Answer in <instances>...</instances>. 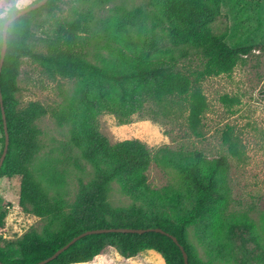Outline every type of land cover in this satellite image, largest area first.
<instances>
[{"label":"rangeland","instance_id":"obj_1","mask_svg":"<svg viewBox=\"0 0 264 264\" xmlns=\"http://www.w3.org/2000/svg\"><path fill=\"white\" fill-rule=\"evenodd\" d=\"M31 1L17 0V6L23 8ZM164 1L56 0L55 10L43 12L33 21L31 42L36 50L44 51L45 39L58 25L91 9L86 60L93 65L121 68L119 56L108 47L114 43L112 35L136 40L151 30L162 33V26L153 25L154 14L162 17ZM128 13H135L133 25L121 27L120 22ZM212 28L216 33L225 31V41L231 47H250V50L237 59L230 71L200 78L198 85L204 108L193 123L185 105L170 107L166 101L159 105L145 103L144 110L133 114L125 123L118 122L108 112L98 116L99 129L110 143L136 138L146 145L152 156L145 172L147 183L151 190L160 192L151 197L121 173L111 181L107 201L116 209L135 207L147 215L170 218L176 224L189 219L184 236L195 264H264V0H222L220 15ZM20 62L16 79L19 89L15 93L19 107L39 101L48 109L66 108L78 116L92 95L116 89L112 83L96 78L85 85L76 80L49 78L30 58L23 57ZM202 66V60L195 55L178 65L192 80ZM35 124L39 129V149L29 169L49 198L60 197L71 203L96 178L98 168L114 166L109 160L96 166L74 145L72 136L76 135L82 139L83 148L87 147L78 132V118L59 125L48 112ZM192 152L208 159L219 156L227 159L222 174L224 196L213 192L199 213H196L198 188L184 180L168 161ZM18 198L19 176L0 177V210H6L0 234L10 241H0L4 251L14 248V241L27 230L43 234L45 220L21 210ZM75 264L165 263L152 249L123 257L113 246H106L92 260Z\"/></svg>","mask_w":264,"mask_h":264},{"label":"trees","instance_id":"obj_2","mask_svg":"<svg viewBox=\"0 0 264 264\" xmlns=\"http://www.w3.org/2000/svg\"><path fill=\"white\" fill-rule=\"evenodd\" d=\"M38 0H32V4ZM100 3L105 0H86ZM222 0H165L162 17L154 14L155 26H162V33L151 30L142 38L124 40L112 35L108 47L116 53L122 67L89 64L85 57L86 34L90 30L91 9L77 18L58 25L55 32L45 39V50H36L32 44V23L43 12L56 9V0H47L42 6L20 15L7 29L6 51L0 71L2 107L8 133V148L0 167V177L19 176L18 206L45 220L43 234L27 230L16 241L15 247L4 251L0 248V261L12 264H32L52 255L58 248L81 232L102 227H159L176 237L188 255V263L195 264L184 236L189 219L176 224L167 218L144 214L132 207L119 210L107 201L109 186L118 174H125L128 181L154 197L160 192L151 190L145 174L152 156L139 139L130 138L110 143L99 129L98 116L108 112L118 122H127L133 114L144 110L145 103L183 104L193 123L204 108L200 92V78L228 72L241 55L250 47H231L226 32H214L212 23L220 15ZM28 4V5H29ZM21 8L17 0H1L0 48L4 21ZM128 13L120 22L121 27L133 25V15ZM156 15V16H155ZM109 28L112 21H108ZM191 55L203 62V69L191 79L178 65ZM28 57L36 62L49 78L60 77L76 80L85 85L91 78L112 83L116 89H106L92 95L78 116L66 108L48 109L39 101H29L19 107L15 93L21 59ZM50 112L59 125L78 118L82 139L72 136L74 145L84 156L99 167L104 160L114 162L109 169L98 168L96 178L84 186L73 202L62 198H49L35 179L29 164L39 149V132L35 121ZM0 105V154L4 145V131ZM178 169L183 179L199 190L196 213L205 206L213 192L224 196L223 172L227 168L224 156L208 159L199 152H192L181 159H168ZM202 167H205L204 169ZM206 175V179L202 177ZM167 196V195H166ZM6 210H0V233L4 229ZM246 224L252 225L249 220ZM0 234V241L5 240ZM106 246H113L121 256L131 257L143 250L158 252L165 264H184L179 246L171 237L156 231L143 233H95L80 237L54 259L44 264H75L92 260Z\"/></svg>","mask_w":264,"mask_h":264},{"label":"water","instance_id":"obj_3","mask_svg":"<svg viewBox=\"0 0 264 264\" xmlns=\"http://www.w3.org/2000/svg\"><path fill=\"white\" fill-rule=\"evenodd\" d=\"M47 0H38L32 4H29L23 8H21L19 11H17L14 15L8 17L4 23H3V27H2V44H1V48H0V71L2 68V64H3V60H4V56H5V51H6V35H7V29L9 24L15 20L17 17H19L20 15H23L24 13H27L31 10H34L40 6H42ZM0 105H1V113H2V122H3V131H4V145H3V149L2 152L0 154V167L3 163V160L5 158L6 152H7V148H8V133H7V126H6V121H5V114H4V110L2 107V95H1V91H0ZM145 231H156V232H160V233H164L166 235H168L169 237L172 238V240L179 246L182 256H183V261L184 264H189L188 263V255L185 251V249L183 248L182 245L178 244V241L176 239L175 236L165 232L164 230H162L159 227H148V228H133V227H102V228H94V229H88L85 230L83 232H81L80 234L74 236L72 239H70L67 243H65L63 246H61L60 248H58L52 255H50L49 257L42 259L36 263H32V264H44L52 259H54L58 254H60L63 250H65L70 244H72L73 242H75L77 239H79L80 237H83L87 234H95V233H109V232H121V233H143ZM0 264H12V263H4L0 261Z\"/></svg>","mask_w":264,"mask_h":264}]
</instances>
